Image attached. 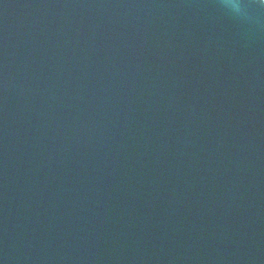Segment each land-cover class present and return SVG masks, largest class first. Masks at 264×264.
Returning a JSON list of instances; mask_svg holds the SVG:
<instances>
[{
    "label": "water",
    "instance_id": "obj_1",
    "mask_svg": "<svg viewBox=\"0 0 264 264\" xmlns=\"http://www.w3.org/2000/svg\"><path fill=\"white\" fill-rule=\"evenodd\" d=\"M0 0V264H264V5Z\"/></svg>",
    "mask_w": 264,
    "mask_h": 264
},
{
    "label": "clouds",
    "instance_id": "obj_2",
    "mask_svg": "<svg viewBox=\"0 0 264 264\" xmlns=\"http://www.w3.org/2000/svg\"><path fill=\"white\" fill-rule=\"evenodd\" d=\"M261 5H264V0H259ZM224 7L235 14H241L247 7L244 0H224Z\"/></svg>",
    "mask_w": 264,
    "mask_h": 264
}]
</instances>
